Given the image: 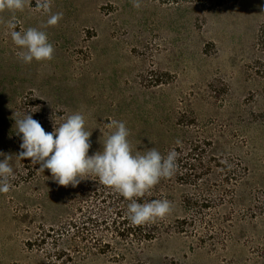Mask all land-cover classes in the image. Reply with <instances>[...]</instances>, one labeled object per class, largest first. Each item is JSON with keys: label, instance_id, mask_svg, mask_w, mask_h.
<instances>
[{"label": "rangeland", "instance_id": "374dc122", "mask_svg": "<svg viewBox=\"0 0 264 264\" xmlns=\"http://www.w3.org/2000/svg\"><path fill=\"white\" fill-rule=\"evenodd\" d=\"M140 2L137 9L131 0H53L51 12L63 18L46 26L48 14L31 0L15 13V30L45 31L55 52L51 61L30 64L11 39L13 14L0 13V161L12 157L15 177L0 193V264H45L28 244L41 228L63 229L78 208L114 219L98 178L61 186L50 170L17 157L15 119L30 114L52 132L75 112L92 132L88 155L103 150L114 131L107 125L117 120L134 152L195 146L211 165L198 188L162 179L151 190L173 203L157 220L156 239L91 251L76 264H264V50L257 41L264 0L211 10L199 1ZM189 198L208 209L187 211ZM185 218L194 227L178 233L176 222ZM102 237L115 239L111 230ZM61 247H69L66 238Z\"/></svg>", "mask_w": 264, "mask_h": 264}, {"label": "clouds", "instance_id": "9594fccd", "mask_svg": "<svg viewBox=\"0 0 264 264\" xmlns=\"http://www.w3.org/2000/svg\"><path fill=\"white\" fill-rule=\"evenodd\" d=\"M137 9L140 0H131ZM53 0H36V10L48 14L46 26H56L63 13H52ZM31 0H0V13H12L7 21L13 43L20 49L19 59L30 64L51 61L55 52L48 35L39 28L29 27L16 31L15 13L23 12ZM17 134H22L21 151L18 159H30L39 164L38 171L50 170L52 178L61 186H77L82 180L98 178L100 184L107 186L130 201L127 205V219L134 226L156 223L173 211V203L167 198L138 203L136 198L150 194L162 179L171 178L177 168L180 153L175 149L162 155L157 149L150 148L141 153L134 152L128 137L129 129L122 121L111 120L109 129H114L102 142L103 150L88 155L91 147L92 132L85 127L82 113L75 112L57 126L46 132L38 120L30 114L15 119ZM182 142L177 139L176 144ZM11 156L5 155L0 161V193H8L14 179Z\"/></svg>", "mask_w": 264, "mask_h": 264}, {"label": "trees", "instance_id": "16d2710c", "mask_svg": "<svg viewBox=\"0 0 264 264\" xmlns=\"http://www.w3.org/2000/svg\"><path fill=\"white\" fill-rule=\"evenodd\" d=\"M169 3H178L180 1H193L201 2L207 6L209 10L219 8L226 4H233L235 0H165ZM258 44L264 50V25H262L258 32ZM195 146H188L187 149H176L180 153L177 161L178 168L175 174L168 179L171 182L185 187H200L201 179L209 171L211 165L199 157L196 153ZM221 170L228 171L226 165H219ZM243 170V169H242ZM104 186V185H103ZM107 186H105L106 188ZM102 189V193L106 194L109 199L107 208L113 214L114 219L109 223L96 219L93 210L77 212L71 216L64 224L63 229L54 230L53 228H41L35 238L28 244L30 249L42 251L45 257V264H76V257H83L86 253L94 251L98 254H107L116 250V244L125 246L139 247L144 243H149L156 239L158 232L162 229V225L158 222L148 223L141 226L132 225L127 219V205L130 201L123 198L120 194L117 195L116 191L107 187ZM138 203L149 202L154 199H160L158 196L146 194L144 197L136 198ZM197 199V198H196ZM187 200V211L191 206L199 208L200 210L208 209V206L201 202V197L198 200ZM124 215V216H121ZM122 217L121 221L115 218ZM176 224L179 226L178 233H187L186 230L194 227V221L191 218L177 220ZM111 230L115 239L113 242L105 241L102 237L103 231ZM66 238L69 242L68 248H62V239ZM48 246V247H46Z\"/></svg>", "mask_w": 264, "mask_h": 264}]
</instances>
